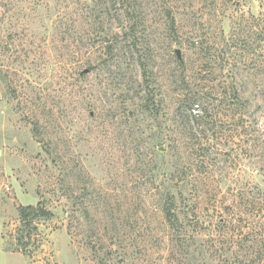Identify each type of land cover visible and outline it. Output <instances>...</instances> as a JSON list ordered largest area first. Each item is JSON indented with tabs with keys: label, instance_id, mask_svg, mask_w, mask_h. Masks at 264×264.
<instances>
[{
	"label": "rangeland",
	"instance_id": "374dc122",
	"mask_svg": "<svg viewBox=\"0 0 264 264\" xmlns=\"http://www.w3.org/2000/svg\"><path fill=\"white\" fill-rule=\"evenodd\" d=\"M0 264H264V0H0Z\"/></svg>",
	"mask_w": 264,
	"mask_h": 264
},
{
	"label": "trees",
	"instance_id": "16d2710c",
	"mask_svg": "<svg viewBox=\"0 0 264 264\" xmlns=\"http://www.w3.org/2000/svg\"><path fill=\"white\" fill-rule=\"evenodd\" d=\"M128 0H123V3H127ZM108 49V54L111 55V59L114 56V50L115 47L113 45H109L107 47ZM181 64V63H179ZM83 73V72H82ZM195 98L191 99L189 98V102H188V106H187V111L184 112H188L185 113L186 115V127L192 131L195 132L198 128L200 130H205L204 125L210 124L211 126H214L215 123L214 121H208L206 122V117L205 114L206 113H202V115H200L199 113H196L194 115L191 114V111L194 109V104L196 103V99L199 98V95H194ZM243 112L239 113V119L241 120L243 118ZM195 119V121H194ZM192 122V123H191ZM194 122V123H193ZM190 123V125H189ZM243 126V124H242ZM195 137V135H194ZM191 138V137H190ZM196 140V145L197 146H201L202 145V138H196L194 139V141ZM192 139L188 140V145L189 146H193V142ZM203 163V162H202ZM201 163V165H202ZM200 171H196V170H191V172L187 175L185 174L183 179H180V183H179V190H178V197H176L173 193L171 196V202L172 204L177 202H180L181 204H185V200L188 201L190 200V195H189V190L191 188H189L188 185H191L193 182L194 184L198 181L201 180V182L203 181V177L201 175L198 176V173ZM194 200V199H193ZM168 201H166L164 203V207H162V214L164 217L165 222L167 223L169 230H176L178 229V227H182V224L184 222V219L188 216V214L183 213L182 209H180L179 207H177L175 209V205H168ZM51 213L47 210H45L42 207H33V206H27V207H20L19 208V216H20V221L22 223V226L20 227V229L18 230V242H22L24 239L28 238L30 239L31 233L33 230H36V226L33 225V221L35 219L38 218H48L50 217Z\"/></svg>",
	"mask_w": 264,
	"mask_h": 264
},
{
	"label": "water",
	"instance_id": "95a60500",
	"mask_svg": "<svg viewBox=\"0 0 264 264\" xmlns=\"http://www.w3.org/2000/svg\"><path fill=\"white\" fill-rule=\"evenodd\" d=\"M176 55H177V59H179L180 60V54H179V51L178 50H176ZM88 71L87 70H85L83 73H87Z\"/></svg>",
	"mask_w": 264,
	"mask_h": 264
}]
</instances>
